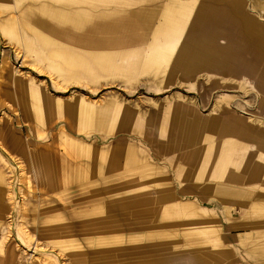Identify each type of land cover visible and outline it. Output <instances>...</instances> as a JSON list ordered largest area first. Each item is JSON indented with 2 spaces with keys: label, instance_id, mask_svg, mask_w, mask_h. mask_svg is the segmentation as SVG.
Instances as JSON below:
<instances>
[{
  "label": "rangeland",
  "instance_id": "1",
  "mask_svg": "<svg viewBox=\"0 0 264 264\" xmlns=\"http://www.w3.org/2000/svg\"><path fill=\"white\" fill-rule=\"evenodd\" d=\"M46 1L56 3L0 0V258L264 264V237L235 234L228 212L235 215L238 206L219 184L264 185V148L243 133L264 130V51L252 43L228 47L234 32L223 23V3L232 0L72 2L71 12H153L148 29L136 31L142 40L97 47L78 42L85 30L65 22L54 23L61 35L46 31L32 16ZM173 1L191 6L184 34L196 24L203 36L223 34L214 57L224 69L187 73L174 59L178 49L169 48L173 38L152 35ZM244 1L264 26V0L253 12ZM198 10L205 21L196 19ZM36 31L54 39L47 50ZM182 36L179 43L191 39ZM157 44L175 56L155 58ZM233 118L242 120L238 130L221 132ZM53 159L51 186L45 170ZM222 167L236 178L220 179Z\"/></svg>",
  "mask_w": 264,
  "mask_h": 264
},
{
  "label": "crops",
  "instance_id": "2",
  "mask_svg": "<svg viewBox=\"0 0 264 264\" xmlns=\"http://www.w3.org/2000/svg\"><path fill=\"white\" fill-rule=\"evenodd\" d=\"M7 1V0H5ZM17 2H21L22 0H16ZM93 0H64L60 3L59 0H55L56 3H48L47 1L39 6H37L32 13V16L35 20L49 33H53L55 35H61L62 31L58 30V26L54 24L56 21L68 23L69 26H73L75 28H83L85 31L82 33L78 32L79 37L77 40L82 44H86L89 46L97 47L105 44H120L121 42H125L127 40H142L144 38L143 34H136L137 29H148L149 22L153 20V12H144L142 10L132 11V12H119L116 11L111 14H103L101 12L90 10L87 13L75 11L71 12L66 10V8H70L72 2L74 3H90ZM249 3L248 9L253 11H260L257 9L259 6V0H247ZM101 2V0H100ZM20 4V3H19ZM251 4L253 7H251ZM224 7H226V11L228 16L223 17L224 22L227 20L225 27L228 31H232L233 36L229 35L230 39L228 41V47L230 44L232 45H241L243 43H252L259 46L261 51H264V26L259 25L258 22L254 21L246 11V4L244 0H232L223 3ZM253 8H255L253 10ZM261 8L264 9V6L261 5ZM188 9H191V6L188 4H184L183 2L173 1L171 4H167V6L163 7L161 11L162 17V25L156 27L152 33L153 36H166L170 35L173 38L171 45H169L170 49H178V54L171 55L169 54V58L175 56L174 59L178 61V63L182 66V70L189 73L195 70L200 69H210L211 67H216L222 69L223 66L217 65L220 63L219 57H214V54L219 52L217 48H215L217 40L223 36V34L215 32L211 33L213 36L205 35L197 26L194 29L195 32L191 31L190 34H184L182 31L185 28V20L187 19ZM204 10H202L203 12ZM201 10H198L196 13V19L199 18L200 21H205L203 15H199ZM220 20V19H219ZM223 20V19H222ZM221 21L218 22V24ZM206 26V25H205ZM207 29V28H206ZM235 29V30H234ZM226 30V32H227ZM242 32V33H241ZM34 38L36 42L42 45L43 48H48L50 46L51 41L54 39L41 31H36ZM186 35V38L190 37L191 39L185 40L183 39L180 43L178 42L183 36ZM226 35V34H225ZM192 36V37H191ZM123 38V40H122ZM200 38V39H199ZM202 38V39H201ZM206 39V40H205ZM204 40V41H203ZM255 40V41H254ZM213 42V46L210 43ZM215 44V45H214ZM161 44H157L152 46L153 52H158V54H151L155 58H159L162 60H167L168 56L162 52L164 49ZM156 47V48H155ZM55 50L52 49V53ZM76 56H72V54L68 58V62L72 63V59L76 60ZM232 74L244 75L242 72L234 71L229 69ZM230 72V73H231ZM224 73V72H223ZM233 122L228 124V128L225 127L227 124H224L221 128V132L223 130L234 131V129L238 130L236 125H241V119H232ZM191 123L193 128L198 129L196 133L199 135L200 131V123L198 119H191ZM236 124V125H235ZM258 130V131H257ZM243 131V130H242ZM248 137H252L255 141L254 146L257 148V144L260 145L261 148H264V130L258 129L257 127H253L249 129V131L244 130ZM190 132H192V128L190 127ZM202 134V132H200ZM262 137V138H261ZM55 159V158H54ZM52 165L46 167L45 175H47L48 180L52 181V185H56V163L53 162ZM58 160V159H57ZM48 162L51 160L48 159ZM231 162V161H230ZM223 164V163H222ZM221 165V163H220ZM220 167V166H219ZM226 168V167H224ZM219 173L220 179H234L235 175L231 172L225 171V169L219 168L217 170ZM68 180V179H67ZM50 181V182H51ZM69 181V180H68ZM252 187H248V184L245 185H230L227 186V182L221 181L220 188L222 190H228L229 199L227 200L229 204L234 203L238 206L235 215L231 212H228L229 215V224L230 227L235 230V234L243 233L248 235L252 233L254 235L258 231L264 237V185H262L261 180H252ZM258 184V185H257ZM228 187V188H227ZM226 192V190L224 191ZM3 193V190H0V198ZM230 207V205H229ZM231 209V208H230ZM133 235V234H132ZM138 246L132 245L129 248L132 250H136ZM134 248V249H133ZM0 264H12V262H8L6 259L0 258Z\"/></svg>",
  "mask_w": 264,
  "mask_h": 264
},
{
  "label": "bare ground",
  "instance_id": "3",
  "mask_svg": "<svg viewBox=\"0 0 264 264\" xmlns=\"http://www.w3.org/2000/svg\"><path fill=\"white\" fill-rule=\"evenodd\" d=\"M258 131V130H257ZM262 138V137H261Z\"/></svg>",
  "mask_w": 264,
  "mask_h": 264
}]
</instances>
